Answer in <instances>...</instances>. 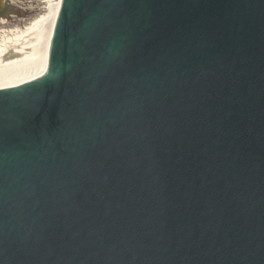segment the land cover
<instances>
[{
	"label": "water",
	"instance_id": "1",
	"mask_svg": "<svg viewBox=\"0 0 264 264\" xmlns=\"http://www.w3.org/2000/svg\"><path fill=\"white\" fill-rule=\"evenodd\" d=\"M0 264H264V0H59L0 46Z\"/></svg>",
	"mask_w": 264,
	"mask_h": 264
},
{
	"label": "bare ground",
	"instance_id": "2",
	"mask_svg": "<svg viewBox=\"0 0 264 264\" xmlns=\"http://www.w3.org/2000/svg\"><path fill=\"white\" fill-rule=\"evenodd\" d=\"M58 6H59V0L51 5V9L49 13L48 14L46 13L47 15L41 16L35 19L33 22L31 21L32 23L30 22L31 24L29 26H27L28 25L27 24L26 25L27 27L25 28H22L20 30L19 29L13 30L11 31L12 33L10 34L2 30L4 34L2 33V36H0V46L9 45L14 42L23 40L35 34L36 32L46 29L55 20Z\"/></svg>",
	"mask_w": 264,
	"mask_h": 264
},
{
	"label": "rangeland",
	"instance_id": "3",
	"mask_svg": "<svg viewBox=\"0 0 264 264\" xmlns=\"http://www.w3.org/2000/svg\"><path fill=\"white\" fill-rule=\"evenodd\" d=\"M57 1L58 0H43L28 11H26L25 13L19 14V21L9 23L7 28L8 31L6 32L10 34L13 30H20L29 26L35 19L47 15L51 9V5Z\"/></svg>",
	"mask_w": 264,
	"mask_h": 264
},
{
	"label": "flooded vegetation",
	"instance_id": "4",
	"mask_svg": "<svg viewBox=\"0 0 264 264\" xmlns=\"http://www.w3.org/2000/svg\"><path fill=\"white\" fill-rule=\"evenodd\" d=\"M15 21H19V12H15L14 10H9L8 1L0 0V36H2L3 31H7L9 23H13Z\"/></svg>",
	"mask_w": 264,
	"mask_h": 264
}]
</instances>
